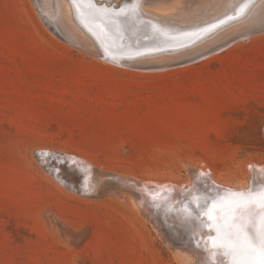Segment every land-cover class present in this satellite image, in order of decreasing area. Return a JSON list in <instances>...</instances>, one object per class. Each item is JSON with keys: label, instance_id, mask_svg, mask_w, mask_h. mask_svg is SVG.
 Listing matches in <instances>:
<instances>
[{"label": "rangeland", "instance_id": "1", "mask_svg": "<svg viewBox=\"0 0 264 264\" xmlns=\"http://www.w3.org/2000/svg\"><path fill=\"white\" fill-rule=\"evenodd\" d=\"M164 1L195 26L241 0ZM68 3L84 39L43 0H0V264H179L139 184H200L185 167L239 184L264 163V0L177 54L208 55L164 68L177 55L102 59Z\"/></svg>", "mask_w": 264, "mask_h": 264}, {"label": "bare ground", "instance_id": "2", "mask_svg": "<svg viewBox=\"0 0 264 264\" xmlns=\"http://www.w3.org/2000/svg\"><path fill=\"white\" fill-rule=\"evenodd\" d=\"M68 1L69 0H43V3L46 6H48L49 8H50V6L52 7V11L54 13V16L56 17L58 15L60 17V19L63 21L62 23L65 24V27H68L69 31L70 30L72 31V34L75 35V38L76 37H78V38L83 37V39H84L85 35H83L81 33V31L75 27V25L71 19ZM156 1L157 0H154V2H152L151 5L155 6V8L152 9V6L147 7L148 4H146L145 1L139 0V4L141 7L140 9L142 10L143 14H145V15L148 14V16H150L149 14L154 15V16H150V17L156 16L157 18H159L162 21L167 22V23L176 24L179 22L180 23L188 22V18L186 17L187 11H184V10H187V8H189L190 6H188V7L186 6L187 8H184L185 6H182L183 7L182 12H185L184 14H186V15H183V13H181V15H180V11H179V20H180L179 21V20H177L178 18L174 17V14H173L175 11L173 8L176 9V6L179 5V4L175 5L177 2H173V4L175 3L174 4L175 6L173 8L171 5L170 9H172L173 10L172 11V10L166 9V5L163 3L162 4L164 5L165 9H163V8L161 9L160 7H163V6L158 5L159 1L158 2H156ZM202 1H205V0H201L198 2L200 3ZM222 1L223 0H219V3L217 5L218 7L222 3ZM234 1L235 0H229L226 4H231ZM161 2H162V0H161ZM194 2L195 1L193 0V3ZM147 3H150V1H148ZM170 3H172L171 0H170L169 4ZM181 3H183V4L185 3V5H187L188 0H187V3L183 2V0ZM159 4H161V3L159 2ZM169 6L170 5H168V7ZM222 7H224V6H221L220 9ZM178 8H180V9H178ZM190 9L191 8H189V10ZM178 10H181V7L178 6L175 12L178 13ZM192 10L193 9H191L189 11V14ZM73 11H75V9ZM76 18H78L79 21L81 20L80 17H76ZM127 24L130 27V31H133V34H134L136 31V28L132 27L130 20H128ZM71 31H70V33H71ZM72 34H69V35H72ZM76 40H77V38H76ZM79 40H82V39L80 38ZM77 42L79 43V41H77ZM81 44H82V42H81ZM84 46H85V44H84ZM92 50H94V49H92ZM92 50H90V51H92ZM102 55H106V54L104 53ZM102 55L100 57L104 60H107V59L103 58ZM107 61H110V60H107ZM116 62H118L120 64H126L129 62V60L128 59H123V60L117 59ZM113 63H115V62H113ZM62 156L63 155H61V157ZM72 156H73V154H72ZM72 156L69 158L71 159V162L73 163V165H75L76 167H86L87 166V164L85 163L84 160L77 159L76 158L77 156L76 157H72ZM190 166H192V164ZM249 167H250V169L248 172L246 171L247 173H245L244 180L239 184H233L230 182L219 180L218 178H216L214 173L208 168H200V169H197L195 171L194 170L191 171L187 167H185V169H186V172L188 173V175H190L192 178L199 179L200 184H195L197 182H194L193 179H192V181H189L188 178H187V180L183 181L182 183H179V182L175 183V181H172V180L157 181V180H151V179H146V180L143 179L141 181L142 183L139 184V186L141 188V191L145 190V192H146L144 194V197H143L145 202L149 205L151 210L155 209V210L159 211L160 217H158V219L160 218L161 224L164 221L165 225H168L169 231L173 230V234H171V235L168 234V235L172 236L171 237L172 242H173V244H175L174 247L176 250H178V254L180 255L179 256L178 254H176L179 264H195V263L203 264V262H205L209 256V253L206 251V248L212 249L213 250L212 253H215L218 251V250H215L214 248H212L213 246L211 243L205 241L206 238H208V233H209L208 231L209 230H204L207 226L201 225V223H200L201 220H203L205 222H207V221L205 218L200 217L199 211H200V209H202L203 203L206 202V200H207L206 198L208 196H210V195L212 196V194L218 193V191L220 190L218 187H221L223 189H230V190L238 191V190L247 189V188L253 186L254 183H259V181L261 179H264V163L261 164V163L254 162V163L250 164ZM57 168L60 169V171H58V172L62 171V175H64L65 168H66L65 165L59 163ZM86 170H88V168H86ZM62 175H60V176H62ZM128 176H130V175H128ZM76 181H77V179H76ZM88 181H90V180H88ZM137 184L138 183L133 182L132 185H134L136 187ZM203 185L206 188H203L202 187ZM129 200L131 201V204H133L134 206L137 205L133 199V196H132V198H131V196H129ZM138 204H140V203H138ZM135 207L137 208V206H135ZM195 208H197V209L195 210ZM181 214H185L186 216H190L191 219L188 221L191 224L185 222V218H180ZM156 215H158V214H156ZM165 227H167V226H165ZM185 228L189 229V233H187L185 231ZM184 232H186V233H184ZM176 236L178 237L177 239H176ZM192 241H195V244H193ZM197 245H199V247H197ZM184 257H187V258L184 259ZM218 259H225V257L218 256V258H216V261Z\"/></svg>", "mask_w": 264, "mask_h": 264}, {"label": "water", "instance_id": "3", "mask_svg": "<svg viewBox=\"0 0 264 264\" xmlns=\"http://www.w3.org/2000/svg\"><path fill=\"white\" fill-rule=\"evenodd\" d=\"M69 2H71L69 0ZM93 3L97 8H107L109 10L110 16H105L103 22L97 20L92 22L91 20L84 21L81 16V20L75 19L76 24L81 30L86 34V36L91 40L92 43L97 47V51L102 55L103 58L110 60L111 62H116L117 59H140L146 58L147 56L155 55H177L187 50L198 41L203 38H197L195 36L189 37L187 33L195 31L197 28H201L206 23H212L216 20H223L226 15L230 16L234 14L235 8L239 4L243 3L241 0L232 10H229L226 14H223L217 18H214L208 22L201 23L195 26H179L171 23L163 22L162 20L155 19L153 17L144 15L140 9L139 0H93ZM127 7L130 10L133 8H138V11L130 15L127 19L123 17L116 18V11L120 7ZM245 16V15H244ZM241 17H238L234 20H230L225 24H222L220 27L229 24L230 22L236 21ZM45 20V19H44ZM113 20L115 22H113ZM128 20L131 21L132 27L136 28L135 33L130 31V27H127L126 23ZM47 22V20H45ZM82 21V22H81ZM50 30L62 41L68 42L64 35L52 24H48ZM219 27V28H220ZM218 28V29H219ZM217 30V29H216ZM215 30V31H216ZM264 31V30H262ZM247 37H245L246 39ZM227 46V45H226ZM223 47L216 48L214 50L222 49ZM209 53L202 54L200 56H193L191 58H185L186 56H176L166 63H171L168 65H163L161 68L170 67L174 65L185 64L188 62H194L208 55ZM174 62V63H173ZM119 64V63H118ZM43 156L52 157V159H59L58 155H53L48 151H40V154ZM60 162L67 161L66 159L59 160ZM54 173V170H53ZM218 187V186H217ZM220 190L212 196H208L206 202H204L202 209L199 211L201 218H205L208 224H211V221H208V214L210 212H215L213 209V200L218 195H223L226 190L218 187ZM235 191V190H233ZM198 199V198H197ZM205 201V200H204ZM204 230H209L208 238L206 242L212 244L216 241L217 233L214 227H206ZM169 233V232H168ZM173 234V230L170 231ZM195 244V241H192ZM218 243V241H216ZM215 249V248H214ZM217 250V249H215ZM222 251V250H220ZM193 252V251H192ZM217 252L212 253L213 264L216 262ZM227 259V258H225ZM195 263V262H194ZM197 264V263H195ZM204 264V262H203Z\"/></svg>", "mask_w": 264, "mask_h": 264}, {"label": "snow or ice", "instance_id": "4", "mask_svg": "<svg viewBox=\"0 0 264 264\" xmlns=\"http://www.w3.org/2000/svg\"><path fill=\"white\" fill-rule=\"evenodd\" d=\"M71 3L84 21L103 22L105 16H110L107 8H97L93 0H71ZM253 3L254 0H243L235 8L233 15L206 23L186 35L197 38L210 35L222 24L246 15ZM137 11L138 8L130 10L126 6L120 7L116 11V18L127 19ZM213 209L215 212L208 214V221L212 223L208 224L203 220L200 223L202 226L215 228L218 243L214 241L213 244L218 250L216 255L227 258L218 259L215 264H264V179L247 189L226 190L223 195L214 198ZM190 219V216H186L185 222ZM206 251L209 256L204 264H213V250L206 248Z\"/></svg>", "mask_w": 264, "mask_h": 264}]
</instances>
